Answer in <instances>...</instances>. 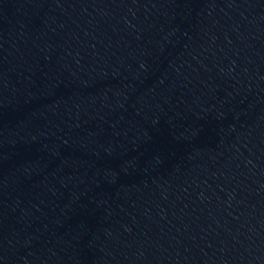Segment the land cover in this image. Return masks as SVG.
<instances>
[{
  "label": "water",
  "instance_id": "water-1",
  "mask_svg": "<svg viewBox=\"0 0 264 264\" xmlns=\"http://www.w3.org/2000/svg\"><path fill=\"white\" fill-rule=\"evenodd\" d=\"M0 264H264V0H0Z\"/></svg>",
  "mask_w": 264,
  "mask_h": 264
}]
</instances>
